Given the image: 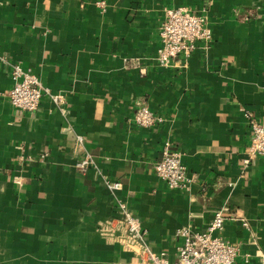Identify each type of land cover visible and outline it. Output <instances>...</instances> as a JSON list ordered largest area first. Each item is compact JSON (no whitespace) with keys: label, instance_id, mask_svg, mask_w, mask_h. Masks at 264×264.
Instances as JSON below:
<instances>
[{"label":"crops","instance_id":"obj_1","mask_svg":"<svg viewBox=\"0 0 264 264\" xmlns=\"http://www.w3.org/2000/svg\"><path fill=\"white\" fill-rule=\"evenodd\" d=\"M179 6L208 17L213 43L161 66L165 10ZM0 56V264H140L97 231L119 200L172 262L178 231L205 230L228 205L222 235L241 246L235 264H264V158L244 165L243 111L264 123V0H0ZM14 65L64 103L14 108ZM144 105L164 122L136 125ZM165 142L183 153L186 189L155 173ZM87 154L96 166L82 174Z\"/></svg>","mask_w":264,"mask_h":264},{"label":"built area","instance_id":"obj_2","mask_svg":"<svg viewBox=\"0 0 264 264\" xmlns=\"http://www.w3.org/2000/svg\"><path fill=\"white\" fill-rule=\"evenodd\" d=\"M104 6V3H100ZM213 32L208 24V17L193 11L187 6L167 8L160 29L161 45L155 60L161 66H169L181 55L189 59L198 46L209 48L213 43ZM3 59L0 56V60ZM10 76L13 86L6 96L11 105L24 112H36L43 98L47 97L55 105L65 101L63 94L54 93L45 87L39 77L20 65L11 67ZM251 131V142L246 152L244 165L264 158V123L255 114L243 110ZM134 123L142 128H153L164 122L148 106H139L133 117ZM77 143L83 138L78 136ZM20 159H25L20 156ZM95 161L89 154L76 161L75 167L80 173L95 167ZM157 177L172 190H183L189 185L188 170L183 162V153L172 149L170 142H165L162 157L155 162ZM14 182L21 185V178L14 177ZM106 187L112 192L122 188L120 181L106 180ZM116 216L97 224L100 236L110 243H119L133 251L140 264H235L241 252L238 242L226 239L222 233L225 223L231 215V208L225 205L215 210L207 228L203 231L180 230L177 235L183 239L178 248L175 261H171L167 252H155L148 243V234L142 221L133 213L128 202L119 200Z\"/></svg>","mask_w":264,"mask_h":264}]
</instances>
